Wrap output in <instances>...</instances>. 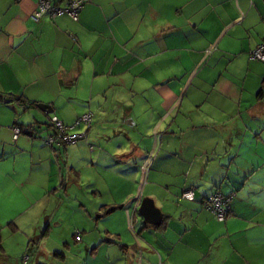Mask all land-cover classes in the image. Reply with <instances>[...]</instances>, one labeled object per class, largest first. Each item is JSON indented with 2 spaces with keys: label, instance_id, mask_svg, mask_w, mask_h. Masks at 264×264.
I'll use <instances>...</instances> for the list:
<instances>
[{
  "label": "crops",
  "instance_id": "crops-1",
  "mask_svg": "<svg viewBox=\"0 0 264 264\" xmlns=\"http://www.w3.org/2000/svg\"><path fill=\"white\" fill-rule=\"evenodd\" d=\"M37 8L0 0V197H23L24 209L27 199L75 196L80 207L67 214L95 225L121 212L134 235L105 231L89 250L97 264H264V63L250 59L264 41V0H90L78 21H36ZM88 113L91 128L74 132L85 139L46 146L48 119L71 127ZM17 125H34L36 137L15 140ZM140 175L160 226L139 214L143 197L124 212L133 194H115ZM216 192L237 195L225 223L203 205ZM44 209L48 238L62 222Z\"/></svg>",
  "mask_w": 264,
  "mask_h": 264
},
{
  "label": "rangeland",
  "instance_id": "rangeland-1",
  "mask_svg": "<svg viewBox=\"0 0 264 264\" xmlns=\"http://www.w3.org/2000/svg\"><path fill=\"white\" fill-rule=\"evenodd\" d=\"M74 132H76V130ZM77 134L80 135V133ZM117 168H120V165H116V169ZM146 178L143 179L140 175L135 183L130 181L126 184L123 183L121 179L118 181V183H121L115 185L116 187L114 189L116 196H121V198H123L133 194L131 199L125 203L124 212L128 210L130 204H135V199L137 197L150 199L147 197L149 188H145L148 182ZM126 180L129 179L127 178ZM108 182H110V180H108ZM99 185L104 186L103 196L105 195L107 199H110L108 185H103L101 183H99ZM160 189L164 190L161 192L162 197L165 192H169L164 185H162ZM92 192L93 191L88 195V206L89 201H92L94 198ZM22 198L23 197H16V199L7 200L0 197V264H20V262L22 264V259L25 256L30 257L29 264L36 263L37 259H40V264H97V262L92 260V255L89 253V250L92 251L94 249L93 247L99 244L105 231L109 230V228H117V230L120 231H127L132 237L134 235V233H132L133 229L130 227V219L126 217V222L124 223V220L120 222L119 218H117L121 213L119 211L103 218L104 220L100 221L98 225H95L93 221L88 222L86 218H82L79 213H76L75 217H72L70 212L67 214L68 209L71 208L70 205H74V207H78L79 205L80 207V204L75 201V196H73L72 199L69 196L63 195V197L61 196L62 200L59 199V197H52L51 199L48 198L49 202L46 200L41 204H37L39 199H27L24 209L21 207V203L23 202ZM50 201H54V203L49 205ZM91 204L92 203H90V205ZM42 208L48 210L49 213L56 211L57 220L62 222V226L53 228L52 231L49 232L50 237L48 238H44L47 225H45V223H40L41 218L45 220L44 216L40 218L39 215V212H42V210L39 211L38 209ZM50 218L52 219L53 216ZM20 223H25L27 227L30 226L29 231L22 229L18 231L17 228ZM39 226L40 229L43 226L41 230L39 229L38 232L34 233L33 231L31 233L33 228H39ZM76 232L82 233L84 243L89 244L88 249L83 253L81 250H76L77 248L74 245L73 236ZM26 234H30L31 236L38 235L41 238L40 243L34 241L31 243L27 242L28 238ZM125 238L127 239V236H125ZM89 240L91 241L89 242ZM56 254H60V256L65 259L62 258L63 260H58L59 257H57Z\"/></svg>",
  "mask_w": 264,
  "mask_h": 264
},
{
  "label": "built area",
  "instance_id": "built-area-1",
  "mask_svg": "<svg viewBox=\"0 0 264 264\" xmlns=\"http://www.w3.org/2000/svg\"><path fill=\"white\" fill-rule=\"evenodd\" d=\"M21 1V0H17ZM38 8L34 15L36 21H40L44 17L51 20L63 16H69L74 21H78L81 11L90 0H67L65 6L53 4L48 0H37ZM251 61L264 63V41L251 53ZM93 122V115L91 113L83 115L74 126H66L62 121L55 118L51 120L54 135L46 138V145L50 148H66L67 146L75 145L80 140L85 139V134L73 133L81 125L86 128H91ZM15 140L22 134V129L19 125L13 128ZM183 198L189 202L195 200V192L188 191L183 194ZM227 201L223 198L220 192H217L212 197L204 201V207L209 210L218 222H225L228 219V209L225 207ZM80 241V238H76ZM30 260L29 256L23 258V263L27 264Z\"/></svg>",
  "mask_w": 264,
  "mask_h": 264
},
{
  "label": "water",
  "instance_id": "water-1",
  "mask_svg": "<svg viewBox=\"0 0 264 264\" xmlns=\"http://www.w3.org/2000/svg\"><path fill=\"white\" fill-rule=\"evenodd\" d=\"M37 108L42 112L50 115L53 110L50 105L38 104ZM139 214L144 218L145 222L154 226H160L163 222V214L155 206V203L151 199H143L139 204Z\"/></svg>",
  "mask_w": 264,
  "mask_h": 264
},
{
  "label": "trees",
  "instance_id": "trees-1",
  "mask_svg": "<svg viewBox=\"0 0 264 264\" xmlns=\"http://www.w3.org/2000/svg\"><path fill=\"white\" fill-rule=\"evenodd\" d=\"M58 4V3H57ZM59 5V4H58ZM61 6V5H60ZM4 101L5 102H7V103H10L12 100L11 99H5L4 98ZM20 102H22V103H24L25 101L23 100V99H20ZM37 106V105H35L34 103L33 104H31V106ZM51 120L52 119H50V121H49V123H48V127H49V130L51 129L52 130V132H51V134L48 136V137H50V136H53L54 135V130H53V128H52V124H51ZM21 127V129H22V133H24V132H26L28 135H30L31 137H36V135H37V131L35 130V128H34V125H31V126H27V127H24V126H20ZM27 130V131H26ZM47 137V138H48ZM80 141H82V140H80ZM79 141V142H80ZM78 142V143H79ZM45 144H46V138H45ZM47 146V145H46ZM48 147V146H47ZM48 148H50V147H48ZM62 148H64V147H62ZM62 148H50V149H62ZM217 193V192H216ZM215 193V194H216ZM221 194H222V196H223V198L227 201V203H226V205H225V207L228 209V219L229 218H231L232 216H233V214H234V211H233V201L235 200V198H236V193H234V194H231V195H227V194H224V193H222V192H220ZM214 194V195H215ZM213 196V195H212ZM212 196H210V197H212ZM210 197H208V198H210ZM208 198H206V199H204L203 200V205H204V201L205 200H207ZM195 200H196V196H195ZM194 200V201H195ZM194 201H192V202H194ZM205 208V207H204ZM117 209V207H113V208H111V209H109L108 211H113V210H116ZM206 209V208H205ZM227 219V220H228ZM226 222V221H225ZM225 222H223V223H225ZM221 223V222H220ZM80 238V241H81V237H82V233H80V232H76L75 233V239L76 238ZM77 241V240H76ZM0 243H1V234H0ZM30 261V260H29ZM29 261H28V263L27 264H29ZM22 264H24L23 263V259H22Z\"/></svg>",
  "mask_w": 264,
  "mask_h": 264
}]
</instances>
